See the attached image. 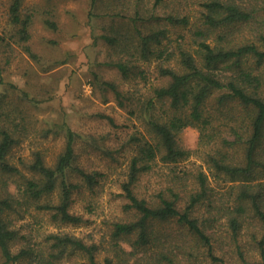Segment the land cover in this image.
Wrapping results in <instances>:
<instances>
[{
    "label": "trees",
    "instance_id": "1",
    "mask_svg": "<svg viewBox=\"0 0 264 264\" xmlns=\"http://www.w3.org/2000/svg\"><path fill=\"white\" fill-rule=\"evenodd\" d=\"M22 1H11L7 17L17 27L16 42L30 51L31 20L22 15ZM166 1L153 0L143 10L144 2L135 0L133 13L124 16L134 33L123 34V39L103 36L121 48L119 54L124 51V57L110 62L124 77L137 69V61L155 59L161 80L141 105L149 113L146 125L156 141L136 139L120 183L122 208L132 219L112 223L100 259L99 244L68 234L50 233L42 245L20 234L14 219L23 218L30 208L53 212L51 217L62 224H79L81 217L69 211L72 195L82 187L92 190L103 176L77 164L76 135L67 128L64 150L54 165H46L42 152L35 151L30 162L21 161L31 176L10 192L9 184L21 172L10 162L21 122L1 111L0 264H58L71 253L81 254L82 264H264V0H181L180 7L162 12ZM96 2L89 0L92 8ZM139 21L157 26L142 31L135 27ZM47 23L56 29L54 22ZM122 43L135 53L125 52L129 48L120 47ZM136 74L146 78L143 71ZM107 85L123 106V92ZM215 125L225 127L223 136L207 132ZM190 126L202 131V139L215 140L205 153L209 174L201 168L188 176L185 170L173 171L165 184L148 185L149 194L139 191L142 176L159 155L165 164L189 156L176 136ZM57 188L58 203H43ZM169 222L181 233L155 229Z\"/></svg>",
    "mask_w": 264,
    "mask_h": 264
},
{
    "label": "rangeland",
    "instance_id": "2",
    "mask_svg": "<svg viewBox=\"0 0 264 264\" xmlns=\"http://www.w3.org/2000/svg\"><path fill=\"white\" fill-rule=\"evenodd\" d=\"M11 1L0 0V112H9L10 118L21 122L15 133L19 141L10 152V162L21 172L9 184V191L17 192L18 185L31 176L21 161L30 162L35 151L42 152L46 165H54L64 150L67 128L76 135L77 164L103 176L92 190L82 187L73 193L69 211L81 217L79 224H62L51 217L53 212L30 208L23 218L14 219V227L30 238L31 243L40 245L50 233L68 234L87 244H99L100 259L109 241L112 223L132 219L122 208L120 183L126 177L138 143L136 139L156 141L147 129L149 113H144L141 105L161 81L157 61H137V69L127 77L110 63L124 57L125 53L119 54L121 48L113 47L103 36L117 35L123 39V34L134 33V25L124 16L133 13L135 0H119L118 3L117 0H97L93 8L89 0H23L22 15L31 20L30 51L16 42L17 27L8 21ZM142 1L143 10H149L153 0ZM180 1L167 0L162 12L180 7ZM47 21L54 22L56 29ZM156 26L154 21H139L135 25L142 31ZM127 43L120 47L129 48L125 52L135 53ZM128 62L131 65L134 60ZM139 71L146 74L145 79L136 74ZM107 84L123 92V106L118 105L114 91ZM223 129L225 127L215 125L207 132L223 136ZM201 133L195 126L180 131L177 142L189 151V156L177 163L165 164L159 155L150 172L142 176L138 190L149 194L148 185L154 188L165 184L167 175L173 171L185 170L188 176L201 168L209 174L205 153L215 140L210 136L206 141ZM58 199L57 188L42 202L56 204ZM155 229L163 234L175 232L178 235L182 231L174 222L156 224ZM220 255L214 251V256L220 258ZM83 262L81 254L71 253L58 264Z\"/></svg>",
    "mask_w": 264,
    "mask_h": 264
}]
</instances>
